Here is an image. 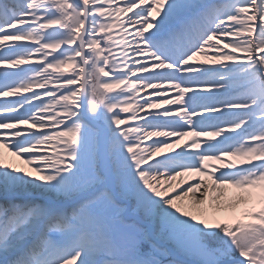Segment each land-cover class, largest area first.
Instances as JSON below:
<instances>
[{"label":"snow or ice","instance_id":"obj_1","mask_svg":"<svg viewBox=\"0 0 264 264\" xmlns=\"http://www.w3.org/2000/svg\"><path fill=\"white\" fill-rule=\"evenodd\" d=\"M0 98V264H264V0H0Z\"/></svg>","mask_w":264,"mask_h":264},{"label":"rangeland","instance_id":"obj_2","mask_svg":"<svg viewBox=\"0 0 264 264\" xmlns=\"http://www.w3.org/2000/svg\"><path fill=\"white\" fill-rule=\"evenodd\" d=\"M150 91V90H149ZM3 99H6V98H0V100H3ZM7 99H12V98H7ZM219 139V138H218Z\"/></svg>","mask_w":264,"mask_h":264},{"label":"bare ground","instance_id":"obj_3","mask_svg":"<svg viewBox=\"0 0 264 264\" xmlns=\"http://www.w3.org/2000/svg\"><path fill=\"white\" fill-rule=\"evenodd\" d=\"M141 95H144L143 93H141ZM22 127H24V126H22Z\"/></svg>","mask_w":264,"mask_h":264}]
</instances>
